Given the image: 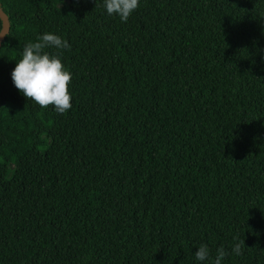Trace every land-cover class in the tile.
I'll list each match as a JSON object with an SVG mask.
<instances>
[{
  "label": "trees",
  "instance_id": "trees-1",
  "mask_svg": "<svg viewBox=\"0 0 264 264\" xmlns=\"http://www.w3.org/2000/svg\"><path fill=\"white\" fill-rule=\"evenodd\" d=\"M0 9V264H264V0ZM44 33L71 45L63 114L11 80Z\"/></svg>",
  "mask_w": 264,
  "mask_h": 264
},
{
  "label": "clouds",
  "instance_id": "clouds-1",
  "mask_svg": "<svg viewBox=\"0 0 264 264\" xmlns=\"http://www.w3.org/2000/svg\"><path fill=\"white\" fill-rule=\"evenodd\" d=\"M140 0H103V7L109 16H118L121 22H127L130 15L139 7ZM6 24L7 31L0 35H8L11 30V21L0 17V27ZM71 45L60 36L44 33L29 42L23 48L21 58L16 61L11 71V80L15 88L22 93L26 100H31L41 108L52 107L57 113L63 114L71 109V92L69 86L72 74L66 70L60 58L59 50L70 49ZM48 48L57 49L56 54L45 51ZM236 243L232 246V253L242 255L245 247L244 239L234 237ZM228 255L223 247L216 250L214 259H210V249L201 244L194 253L195 259L200 262L209 261V264H222Z\"/></svg>",
  "mask_w": 264,
  "mask_h": 264
},
{
  "label": "water",
  "instance_id": "water-1",
  "mask_svg": "<svg viewBox=\"0 0 264 264\" xmlns=\"http://www.w3.org/2000/svg\"><path fill=\"white\" fill-rule=\"evenodd\" d=\"M4 16H6L4 13H3V11L0 9V17H4ZM7 18V17H6ZM8 29H7V26H6V24L4 25V26H2V27H0V33H2V32H6ZM3 37H4V35H0V43H1V41L3 40Z\"/></svg>",
  "mask_w": 264,
  "mask_h": 264
}]
</instances>
